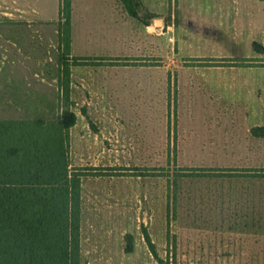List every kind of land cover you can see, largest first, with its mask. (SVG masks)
I'll list each match as a JSON object with an SVG mask.
<instances>
[{
  "label": "rangeland",
  "instance_id": "rangeland-1",
  "mask_svg": "<svg viewBox=\"0 0 264 264\" xmlns=\"http://www.w3.org/2000/svg\"><path fill=\"white\" fill-rule=\"evenodd\" d=\"M163 1L176 13L157 29L162 57L147 39L121 60L88 63L38 31L35 90L21 72L0 75V119H38L49 135L67 112L79 117L64 138L81 180L82 264H264V43L206 35L202 18L227 0ZM149 18L142 7L133 32ZM2 54L6 69L28 63ZM90 65L123 68L126 84L77 90L73 69ZM219 180L245 181L220 198Z\"/></svg>",
  "mask_w": 264,
  "mask_h": 264
},
{
  "label": "crops",
  "instance_id": "crops-1",
  "mask_svg": "<svg viewBox=\"0 0 264 264\" xmlns=\"http://www.w3.org/2000/svg\"><path fill=\"white\" fill-rule=\"evenodd\" d=\"M140 1L142 7L150 13L148 19L150 22L139 24L134 33L132 27L135 17L126 11L121 0H73L72 56L83 58L87 62L90 61L88 59H92V63H111L116 59L121 60V58L129 56V50L134 41L148 39L156 40V43L160 42V48L158 45L156 46V57H162L164 36L158 30L165 24L166 16H175L176 12L172 10V12L167 13L166 3L163 0ZM259 1L227 0L221 4L216 2L215 4L219 6L218 11L210 8L205 18H202L206 35H221L223 43L237 44V48H241L240 44L244 43H264V4ZM60 7L61 0H0V52L2 51L4 59H8L9 54H16L18 59H26L28 62L27 64L23 62L17 68L11 66L8 69H6L5 64L0 65V75L7 71L13 72V74L21 72L28 78L29 86L27 89L35 90L36 82L31 81V77L34 78L38 71L36 65L37 34L38 31L42 33V38L46 44L53 42V38L56 37L55 39L60 46ZM10 43H12L11 46ZM237 56L240 55L234 57ZM31 59L34 61L31 62ZM83 67L73 69L72 75L77 76V90H88L96 93V90H111L115 86L126 84L127 80L124 77L125 70L123 68L101 65ZM249 70H254V68ZM44 71H51V69L45 68ZM241 71L244 73L245 69L242 68ZM161 75H163V70ZM56 78L60 83V66L57 67ZM73 80L71 81V91L74 90L75 85ZM163 81L164 79L161 78L160 82L163 83ZM242 82L244 84L245 80L243 79ZM122 91L127 100L143 99L134 95L126 96L128 90L124 88ZM147 96H149L148 93ZM87 104L91 106L89 101L84 103V105ZM77 121L76 125L70 128V133L77 127L79 117ZM244 181L219 180L220 185L214 184L212 186L222 187L220 198H227L233 191H239V189L233 190V187H243L241 183ZM240 192L241 195L245 194L244 190H240ZM208 193L212 195L216 192L212 190ZM225 209L222 206L221 209H215V211L223 213ZM228 231L236 236L241 234L237 228ZM225 232L227 230L222 228V235ZM239 239L238 237L229 241L220 239V242L223 245L226 243L238 245L243 243Z\"/></svg>",
  "mask_w": 264,
  "mask_h": 264
},
{
  "label": "trees",
  "instance_id": "trees-1",
  "mask_svg": "<svg viewBox=\"0 0 264 264\" xmlns=\"http://www.w3.org/2000/svg\"><path fill=\"white\" fill-rule=\"evenodd\" d=\"M121 1L139 16L140 0ZM72 3L61 0L60 7V47L67 54ZM76 122V113L67 112L48 135L44 121L0 119V264H82L81 180L70 172L64 138Z\"/></svg>",
  "mask_w": 264,
  "mask_h": 264
}]
</instances>
